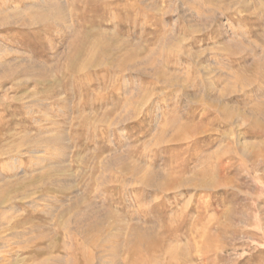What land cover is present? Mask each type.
<instances>
[{
  "label": "rangeland",
  "instance_id": "1",
  "mask_svg": "<svg viewBox=\"0 0 264 264\" xmlns=\"http://www.w3.org/2000/svg\"><path fill=\"white\" fill-rule=\"evenodd\" d=\"M0 264H264V0H0Z\"/></svg>",
  "mask_w": 264,
  "mask_h": 264
},
{
  "label": "bare ground",
  "instance_id": "2",
  "mask_svg": "<svg viewBox=\"0 0 264 264\" xmlns=\"http://www.w3.org/2000/svg\"><path fill=\"white\" fill-rule=\"evenodd\" d=\"M112 50H113V49H112ZM1 191H2V190H1ZM20 224H21V223H18V224H16L15 226L18 227V226H20ZM24 224H25V223H24ZM21 225H22V224H21ZM15 229H16V228H15ZM47 247H48V246H47ZM44 249H45V248H44ZM44 249H43V250H44ZM47 249H48V248H47ZM47 249H46V251H47ZM43 250H42V251H43ZM42 251H41V252H42ZM44 252H45V251H44Z\"/></svg>",
  "mask_w": 264,
  "mask_h": 264
}]
</instances>
